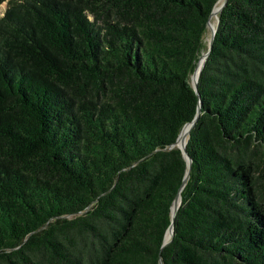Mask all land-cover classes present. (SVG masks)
I'll use <instances>...</instances> for the list:
<instances>
[{
    "label": "trees",
    "instance_id": "trees-1",
    "mask_svg": "<svg viewBox=\"0 0 264 264\" xmlns=\"http://www.w3.org/2000/svg\"><path fill=\"white\" fill-rule=\"evenodd\" d=\"M4 1L0 264H264V0Z\"/></svg>",
    "mask_w": 264,
    "mask_h": 264
},
{
    "label": "water",
    "instance_id": "water-1",
    "mask_svg": "<svg viewBox=\"0 0 264 264\" xmlns=\"http://www.w3.org/2000/svg\"><path fill=\"white\" fill-rule=\"evenodd\" d=\"M226 1H227V0H223V1H222L221 5H220V7H219V9H218V13L221 11V9H222L223 6L225 5ZM212 12H213V9H212V11H211V13H210V15H209V17H208L207 25H208V23H209V19H210L211 15H212ZM217 19H218V18H217ZM215 31H216V28L214 27V30H213V32H212V35H211V37H210V39H209V41H208L207 51L205 52V56H204V59H203V61H202L201 67H200V69H199V71H198V74L195 75V78H193V76H194V72H195V71H193V73H192V75H191V85H192V87H193V89H194V91H195V93H196V95H197L198 98H199V94H198V91H197V82H198V78H199V75H200L201 69H202V67H203V65H204V62H205V60H206V58H207V56H208V54H209V51H210V49H211V46H212V43H213V38H214ZM199 113H200V103L198 104V108H197V112H196L195 117L193 118L192 121H190L189 123H186V124L181 128V130H180V132H179V134H178V137H177V139H176V141H175V144H176V145L181 149V151H182L183 157H184V159H185V161H186V166L189 167V170H190V165H191V159H190V157L188 156V154H187V152H186L185 146H186V142H187V137H188L189 131H190L191 127L194 125V123H195V121H196V119H197ZM184 128H187V136H186L185 141L182 143V142H180V135H181V132H182V130H183ZM188 173H189V171H188ZM187 176H188V174H187ZM187 176H186V173H185L183 183H182L181 187L179 188V191H178L176 197L174 198V200H173V202H172V206H171V210H172V213H171V219H172V221H173V219H174L175 212H176V210H177V208H178V206H179V204H180V201H181L180 191H181V189H182V187H183V185H184V183H185V177H187ZM167 233H168V238H166ZM172 234H173V226H172V222H171V224L169 225V227H168V229H167V231H166V234H165V237H164V241H163V245H166V244L168 243L169 239L172 237ZM160 264H162L161 260H160Z\"/></svg>",
    "mask_w": 264,
    "mask_h": 264
},
{
    "label": "bare ground",
    "instance_id": "bare-ground-1",
    "mask_svg": "<svg viewBox=\"0 0 264 264\" xmlns=\"http://www.w3.org/2000/svg\"><path fill=\"white\" fill-rule=\"evenodd\" d=\"M222 1H223V0H222ZM221 3H222V2H221ZM221 3L219 4L218 7H215V8L213 9L212 15H215V16L217 17L218 9H219ZM212 15H211V16H212ZM210 18H211V17H210ZM208 29H210V32H211V35H212V32H213V30H214V27H213V25H212L210 19H209V23H208ZM204 56H205V55H204ZM203 59H204V57H203V58L201 59V61L199 62L198 66H197V68H196V70H195V72H194V76H193V78H195V75L198 74V71H199V69H200V67H201V64H202ZM186 136H187V128H184V129L182 130V132H181V135H180V142L183 143V141H185V140H183V139H184V138L186 139ZM187 169H189V167H187ZM185 179H186V177H185ZM167 237H168V233H167V235H166V238H167Z\"/></svg>",
    "mask_w": 264,
    "mask_h": 264
},
{
    "label": "rangeland",
    "instance_id": "rangeland-1",
    "mask_svg": "<svg viewBox=\"0 0 264 264\" xmlns=\"http://www.w3.org/2000/svg\"><path fill=\"white\" fill-rule=\"evenodd\" d=\"M221 1H222V0L219 1L218 5H217L216 7L219 6V4L221 3ZM5 8H6V2L4 1V2L0 3V16L3 14ZM210 20H211V23H212V25H213V27H214L215 22H216V16H215V15H212L211 18H210ZM210 34H211L210 29H208V33L206 34V38H205V41H206V42L209 41ZM207 44H208V43H207ZM183 140H185V138H184ZM183 142H184V141H183Z\"/></svg>",
    "mask_w": 264,
    "mask_h": 264
}]
</instances>
